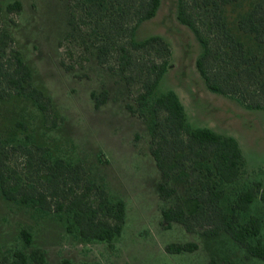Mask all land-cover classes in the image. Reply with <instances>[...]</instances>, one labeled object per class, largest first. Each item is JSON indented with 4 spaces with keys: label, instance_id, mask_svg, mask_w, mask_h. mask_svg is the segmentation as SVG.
Masks as SVG:
<instances>
[{
    "label": "trees",
    "instance_id": "16d2710c",
    "mask_svg": "<svg viewBox=\"0 0 264 264\" xmlns=\"http://www.w3.org/2000/svg\"><path fill=\"white\" fill-rule=\"evenodd\" d=\"M61 1L66 29L58 46L65 47V52H79L81 61L67 62L62 55V67L67 71L84 67L92 55L97 64L119 71L128 87L138 85L134 102H127L125 107L148 129L150 152L160 172L162 227L180 222L189 232H226L248 256L264 259L263 217L247 213L257 196L264 202L262 182L240 188L225 205L228 187L244 169L245 157L238 140L207 126L191 127L178 94L174 90L156 91L170 66L171 47L158 34L137 38V28L155 16L161 0ZM236 1L177 0L176 17L193 31L201 45L195 64L208 89L233 97L247 108H263L264 51L248 49L224 18L223 7ZM21 8L20 0L5 6L9 12ZM236 28L264 45V0L254 2L238 17ZM0 37V43L12 38L5 30ZM11 51L10 58L0 54V99L25 98L41 113L45 129L57 127L60 121L51 116L55 110L52 99L43 85L34 83L32 65L19 50ZM90 95L99 108L108 99V89H93ZM14 122L16 141L4 140L0 133V194L7 200L65 217L68 230L76 227L84 240L111 242L119 236L125 221L124 200L113 199L105 183L89 175L82 160L55 155L59 143L33 139L25 118ZM10 153L23 156V170L7 162ZM20 232L25 244L30 245L31 232L26 228ZM197 247L195 241L170 242L165 249L182 252ZM45 259L39 247L30 251L19 248L12 257L3 256L0 264H43ZM60 264L75 263L65 257ZM208 264H216V260L211 258Z\"/></svg>",
    "mask_w": 264,
    "mask_h": 264
},
{
    "label": "rangeland",
    "instance_id": "374dc122",
    "mask_svg": "<svg viewBox=\"0 0 264 264\" xmlns=\"http://www.w3.org/2000/svg\"><path fill=\"white\" fill-rule=\"evenodd\" d=\"M12 1L0 0V35L5 30L12 37L0 43V54L10 58L12 49L21 52L33 67L34 83L43 85L51 97L55 109L51 116L60 124L45 129L41 113L25 98L0 99L3 139L16 141L18 130L14 129V121L25 118L33 139L59 143L58 150L53 151L55 155L82 160L89 175L103 181L113 199L124 200L125 221L121 234L111 242L84 240L76 227L68 230L65 217L7 200L0 194V259L5 255L12 257L19 248L30 251L39 247L46 258L43 264H60L65 257L75 264H208L211 258L216 264H264V259L248 256L226 232H189L180 222L162 227L160 172L150 152L148 129L142 119L131 115L125 107L127 102H134L138 85L128 87L119 71L97 64L92 55L84 67L65 70L60 64L62 55L67 62L81 61L79 52H65V47L58 46L66 29L62 1L20 0L21 10L9 12L5 6ZM256 1L237 0L226 4L223 13L229 29L246 47L262 52L264 45L236 28L238 17ZM176 13L177 0H161L155 16L137 28V38L158 34L170 44L171 63L159 81L157 93L174 90L191 127L207 126L238 140L245 164L240 178L227 189V206L240 188L257 180L264 186V107L247 108L233 97L208 89L195 64L201 45ZM103 87L108 89V99L96 108L90 92ZM7 162L17 170L24 168L20 153H10ZM249 212L264 220V202L258 196L251 202ZM22 228L32 234L28 246L21 235ZM187 241H195L197 249H165L170 242Z\"/></svg>",
    "mask_w": 264,
    "mask_h": 264
}]
</instances>
